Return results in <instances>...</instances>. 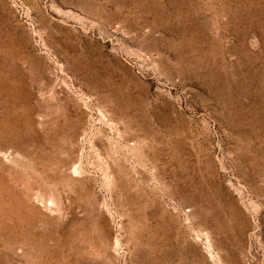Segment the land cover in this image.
<instances>
[{"label":"rangeland","instance_id":"1","mask_svg":"<svg viewBox=\"0 0 264 264\" xmlns=\"http://www.w3.org/2000/svg\"><path fill=\"white\" fill-rule=\"evenodd\" d=\"M0 264H264V0H0Z\"/></svg>","mask_w":264,"mask_h":264}]
</instances>
